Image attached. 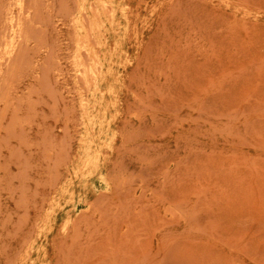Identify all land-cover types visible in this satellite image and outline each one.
Here are the masks:
<instances>
[{
  "label": "rangeland",
  "instance_id": "obj_1",
  "mask_svg": "<svg viewBox=\"0 0 264 264\" xmlns=\"http://www.w3.org/2000/svg\"><path fill=\"white\" fill-rule=\"evenodd\" d=\"M27 9L0 66V264H264V0Z\"/></svg>",
  "mask_w": 264,
  "mask_h": 264
},
{
  "label": "bare ground",
  "instance_id": "obj_2",
  "mask_svg": "<svg viewBox=\"0 0 264 264\" xmlns=\"http://www.w3.org/2000/svg\"><path fill=\"white\" fill-rule=\"evenodd\" d=\"M9 1H11V0H9ZM12 2L13 3L8 2V3H11V5L9 4L10 5V8H7V10L10 9V12L8 11L7 12V15L5 17L3 16L4 17V20L6 21V19H7V21H8V23H7L8 24V28H7L8 35L4 38V42L2 43V46H0L1 47V49H0V53H1V55H0V61L2 60V62H0V66L3 64V62L4 63L5 62H10V60H12L14 56H16L15 54H16L18 48L20 47L21 40H22V37H23V32H24L23 29H25V28H23L24 27L23 19H24V16H26L28 14V11H29L28 9L26 10V0H12ZM14 5L17 6L16 9H18V12L17 11L16 12L18 14H16L15 11L13 10L15 8V7L13 8ZM7 10H5V11H7ZM25 47H26V45H25ZM0 70H1V68H0ZM82 70H84V69H82Z\"/></svg>",
  "mask_w": 264,
  "mask_h": 264
}]
</instances>
